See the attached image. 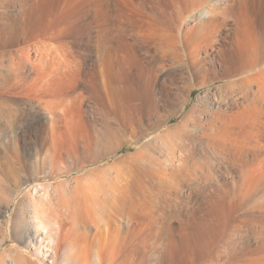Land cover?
I'll return each instance as SVG.
<instances>
[{
  "label": "rangeland",
  "instance_id": "rangeland-1",
  "mask_svg": "<svg viewBox=\"0 0 264 264\" xmlns=\"http://www.w3.org/2000/svg\"><path fill=\"white\" fill-rule=\"evenodd\" d=\"M245 4V11L236 4L235 14L210 25L213 41H203L202 46L211 60L192 77L202 86L189 91L188 78L174 57L176 48L180 51L178 43L174 40L173 55L163 43L169 30L156 24L166 30L159 43L163 30L148 22L153 12L172 15V0H0V209L6 210L0 215V237L6 235L0 253L19 248L26 260L38 264H93V259L94 264H264V220L259 221L264 219V62L251 71L256 77L250 84L226 87L243 74L227 77L218 58L223 49L229 54L237 50L236 19L247 18L254 33H264V0ZM197 28L196 35L203 34L204 29ZM174 30L181 39V30ZM102 44L111 48L109 97L101 106L85 96L67 99L65 94L74 86L85 91L86 72L94 68L100 76L109 68ZM196 53L204 57L199 49ZM73 65L77 67L71 71ZM50 88L57 96H48ZM198 95L204 100L194 115L200 123L194 128L188 124L192 142L181 147L169 131L177 130ZM58 101L62 117L53 115L54 120L50 111ZM138 106H144L142 113H137ZM131 114H139L146 126L138 135L129 123ZM121 125L128 128L121 131L120 141L104 143L122 147L107 154L98 139ZM193 165L202 168L196 175ZM91 173L95 184L90 188L86 176ZM121 174L127 183L129 216L123 235L112 207ZM57 182H65L64 195L65 187H76L74 194L65 195L76 205L80 221L67 257L64 248L55 254L47 228L28 214V203L45 199ZM242 190L254 194L248 205L255 209L245 203L246 192L243 200L237 196ZM222 192L225 196L220 197ZM223 196L228 197L227 209ZM254 215L262 227L248 222H254Z\"/></svg>",
  "mask_w": 264,
  "mask_h": 264
},
{
  "label": "bare ground",
  "instance_id": "bare-ground-1",
  "mask_svg": "<svg viewBox=\"0 0 264 264\" xmlns=\"http://www.w3.org/2000/svg\"><path fill=\"white\" fill-rule=\"evenodd\" d=\"M240 3V4H239ZM246 3V0H242V1H237V0H172V5L171 7L173 6V9L171 8L172 10V15L168 16L165 12H159L158 13H155L153 15L152 13V16H148L147 18L149 19L148 22H152L155 24V26L157 25H160V26H163L164 28H167L169 30V32L167 33L168 35L164 34L165 37L163 36V33H166L164 31L163 28H159L158 26V30L162 32V34H158L157 31H156V36L160 37L157 38L158 40L162 37H164V40H163V43H165L166 45V49L170 48V51L172 52L173 54V51H174V48H175V45H177L174 40L178 43V47H180V51L178 52V48H176V50L174 51V53H176L174 56L175 58H177L179 61H180V66L182 68V70L184 71L183 73L186 74L187 78H188V88H189V91H191V88L193 86L195 87H201L202 85L201 84H198L196 82H193L192 80V77L200 70H202V68H204V65L206 64V62L208 63V59H210V55L207 53V49L204 48L202 46V42L205 41L206 43L208 44H211L213 41L212 39H210L209 37V34L211 33L209 31V28L210 25H213V26H217L215 24L216 22V19L218 18H225V16H229L231 14H235L236 12V4H237V7L238 9L240 8H245L244 5ZM248 4V3H247ZM244 10V9H243ZM245 11V10H244ZM157 12V11H156ZM165 13V14H164ZM242 13V11L240 12ZM245 13V12H243ZM158 14V15H157ZM245 15V14H244ZM237 16V15H236ZM153 17V18H151ZM231 17V16H230ZM242 17V16H241ZM146 18V17H145ZM205 18H207V22L204 20ZM233 19V18H232ZM151 20V21H150ZM205 21V22H204ZM200 22L199 26L195 25L196 23ZM214 22V23H213ZM223 22V21H222ZM225 22V21H224ZM236 22H237V30L235 31L234 33V36H233V42H234V46L237 48L236 51H234V54L233 53H227L224 49L223 51L219 52L218 54V58H219V62H220V65L221 67L223 66V69H224V73L227 77L229 76H232L233 74H240L242 76H239V78L235 81H231V82H228L226 85V87H234L236 86L237 84H239L240 86L241 85H248L250 84L252 81H253V78H255L256 74L255 72L253 74H251L253 70H255V66L257 65H260L261 63H263L264 61V58H263V55H264V50H263V44H264V33L263 34H260V36L256 33H254V30H251V24H250V21L246 18V19H242V18H238L236 19ZM149 23V26L152 25ZM157 24V25H156ZM194 24V25H193ZM253 25V24H252ZM254 26V25H253ZM111 27V26H110ZM196 27H199L201 29H204L203 30V34L200 32V35H196V32H194L195 28ZM145 28V27H144ZM149 27H147V30H148ZM152 28V26H151ZM153 28H154V25H153ZM197 28V29H199ZM216 28V27H215ZM173 29L175 30H181V34H182V37L181 39L178 37V36H175L173 34ZM113 30V29H112ZM152 30V29H151ZM174 30V31H175ZM145 31V30H144ZM149 31V30H148ZM147 31V32H148ZM153 32V31H152ZM171 32V33H170ZM199 33V32H198ZM107 34V33H105ZM149 34V33H148ZM152 34V33H151ZM154 34V33H153ZM107 37V36H106ZM147 37V36H146ZM214 37V36H213ZM105 39V38H104ZM152 39H156V38H152ZM156 39V40H157ZM106 41L108 39H105ZM157 40V42H159ZM165 41V42H164ZM103 42V41H102ZM162 41H160L159 43H161ZM175 45H174V43ZM110 43V42H109ZM214 43V42H213ZM105 44V42H104ZM107 44V43H106ZM146 44V43H145ZM39 45V44H38ZM42 45V44H41ZM161 45L163 44H160V47ZM43 47V46H42ZM102 47H103V44H102ZM47 48V47H46ZM104 48V47H103ZM164 49V45L163 47H161ZM105 52H104V60L105 61H108L109 63V54L111 53L110 52V49L109 46L105 45ZM161 49V50H163ZM196 49H199L204 57H200L199 54L196 53ZM46 50V49H45ZM36 51V50H35ZM166 52H169L170 51L168 50H165ZM73 53V52H72ZM167 53V54H169ZM43 54V53H42ZM174 55V54H173ZM65 56V55H64ZM71 57V56H70ZM52 58V57H51ZM39 59V58H38ZM176 59V60H177ZM14 60V59H13ZM211 60V59H210ZM63 62V61H62ZM67 62V61H66ZM44 63V62H43ZM39 64V63H38ZM76 64V63H74ZM110 64L109 63V68L106 69L104 68V71L102 72V74L99 76V74L101 73H97L96 69H91L89 70L88 72H86L85 74V78H84V82H85V91L84 92H78L77 89L75 88V86L73 87L72 89V93L69 94L67 92V94H65V97L67 99H73L74 98V101H76L80 96L81 97H87V99H91L92 102H94L95 104H98V105H102L104 104V99L105 97H109V94H110V83H111V67H110ZM179 64V63H178ZM71 65V63H70ZM43 67V66H42ZM63 67V66H61ZM76 65H73L71 67V71L72 69L74 68V70H76ZM68 68V67H67ZM60 69V68H59ZM64 69V68H63ZM78 69V68H77ZM40 70V69H39ZM63 72V71H62ZM264 70L261 72L263 73ZM44 73V72H43ZM42 73V74H43ZM66 73V72H65ZM260 73V74H261ZM49 74V73H48ZM51 74V73H50ZM259 73H257L258 75ZM259 74V75H260ZM53 75V74H52ZM60 75V74H59ZM62 75V74H61ZM46 76V74H45ZM48 76V75H47ZM54 76V75H53ZM255 76V77H254ZM59 77V76H58ZM63 77V76H62ZM56 79V78H55ZM71 81V80H70ZM206 81V80H205ZM61 83V82H60ZM60 86V85H59ZM58 86V87H59ZM69 87V86H68ZM224 87V86H223ZM55 89V88H54ZM61 92H62V89L60 88ZM65 90V89H64ZM36 91V90H35ZM71 92V91H70ZM37 93V92H36ZM39 93V92H38ZM49 93V94H48ZM47 94L48 96L52 97V96H57L58 93H56V90H53V88H50L47 90ZM46 94V95H47ZM62 94V93H60ZM52 95V96H51ZM64 96V95H63ZM205 96V95H204ZM213 96V95H212ZM61 97V96H60ZM53 98V97H52ZM62 98V97H61ZM212 98V97H211ZM210 98V99H211ZM56 100L57 99H60V98H55ZM64 100V99H63ZM259 100V99H258ZM52 101V99L50 100ZM187 101V97L184 99L183 101V106L185 105ZM203 100V96L202 95H198V97L195 99V102L190 106V108L188 109L185 117L181 120V123L176 127L177 130H174L175 132H170L172 137H174V139H176V142L178 140V144L183 147V143L185 144V142L187 143V141H190L191 137L189 135H187L188 133L187 132V129L189 128L188 127V124L189 125H192L195 126V125H199L200 121H198L194 115L195 113H197V108L199 107L198 104L201 103ZM49 102V101H48ZM53 102V101H52ZM51 102V103H52ZM57 102V101H56ZM64 102V101H63ZM62 102V104H63ZM264 102V101H263ZM47 103V102H46ZM50 103V104H51ZM67 103V102H66ZM149 104V99H147V102H145V105H148ZM254 103V102H253ZM54 104V103H52ZM57 105L56 106H50V105H47L46 107L50 108L52 107V110L50 111V114L55 115V118H59L61 115H60V112L59 110L61 109L60 107V104L59 101L58 103H56ZM143 104V103H142ZM144 105V104H143ZM203 105V104H202ZM58 106V107H57ZM144 106H138V112H141L142 109H143ZM147 107V106H146ZM152 107V106H151ZM150 107V108H151ZM203 107V106H202ZM47 108V109H48ZM149 108V109H150ZM32 109V108H31ZM148 109V111H149ZM153 110V107L151 108ZM156 110V109H154ZM49 111V110H48ZM62 111V110H61ZM144 111V110H143ZM142 111V112H143ZM151 111V110H150ZM199 111V110H198ZM12 112V111H10ZM9 112V113H10ZM17 111H14L12 112V114L15 115ZM141 112V113H142ZM140 113V115H141ZM154 113V112H153ZM202 113V111H201ZM63 114V112L61 113ZM150 114V113H149ZM139 114L137 115H133L132 117V114H131V117L132 118H129L130 121L129 123L133 124V127L132 129H136V132L137 135L138 133H140V131L142 130V128H145V127H142L141 125V122L140 121V116ZM214 115V114H213ZM216 115V114H215ZM10 116V115H9ZM51 116V115H50ZM13 117V116H12ZM48 117V116H47ZM62 117V116H61ZM157 117V116H156ZM54 118V116H53ZM54 118V120H55ZM159 118V117H158ZM197 120H195V119ZM224 118V117H223ZM59 120V119H58ZM155 120V119H154ZM161 121V119H156L155 121L158 122V121ZM168 120V118L166 119V121ZM215 122V121H214ZM224 123V122H223ZM130 124V127H132ZM152 122H150L148 120L147 122V126L151 125ZM159 124V123H158ZM197 125V126H198ZM223 125V124H222ZM129 127V128H130ZM188 127V128H187ZM191 127V126H190ZM191 127V128H192ZM196 127V126H195ZM211 127V125H210ZM128 128V127H127ZM126 125H121L119 126L118 128H116L115 130H109L107 133H105L104 135H102V137L100 139H98V142L100 144V146H104V149H105V152L107 151V154L108 153H112L114 152V150L118 149V148H121L122 147V143H118V144H112V145H107L104 143V141H112V140H116L119 138V135L121 133L122 130L126 129ZM194 128V127H193ZM109 129H112L111 127ZM131 129V128H130ZM147 130V129H146ZM168 130V129H167ZM194 130H192L193 132ZM134 132V131H133ZM191 132V131H190ZM210 132V131H209ZM134 133V134H135ZM144 133V132H143ZM147 133V132H146ZM132 134V133H131ZM222 134V133H221ZM146 135V134H145ZM170 136V135H169ZM192 136V135H191ZM209 136V134H208ZM165 137H168L165 135ZM213 137V136H212ZM159 138V137H158ZM162 138V137H161ZM163 138H164V135H163ZM194 138V137H193ZM192 138V140H193ZM248 138V137H247ZM170 139V138H168ZM173 138L171 140H174ZM190 139V140H189ZM246 139V138H245ZM244 139V140H245ZM258 139V138H257ZM120 141V139H118ZM117 140V141H118ZM164 140L166 141V139L164 138ZM214 140V139H213ZM216 140V139H215ZM195 141V140H194ZM148 142V141H147ZM151 142V141H150ZM164 142V141H163ZM170 142V140H169ZM192 142V141H190ZM243 142V140H242ZM108 143V142H107ZM114 143V142H113ZM166 143V142H165ZM172 143V141H171ZM169 143V144H171ZM175 143V142H174ZM194 143V142H193ZM252 143V142H251ZM168 144V143H167ZM173 144V143H172ZM175 143V145H178ZM242 144V143H241ZM257 144V142H256ZM263 144V143H262ZM143 145V144H142ZM178 145V147H179ZM192 145V144H191ZM250 145V144H249ZM260 145V144H259ZM264 145V144H263ZM164 146V145H163ZM211 146V145H210ZM222 146V145H221ZM244 146V145H243ZM258 146V144H257ZM108 147V148H107ZM241 147V146H240ZM245 147V146H244ZM249 147V146H248ZM143 146H140V147H137L136 149V154L140 153L141 150H142ZM173 148V147H172ZM180 149V148H179ZM184 149V148H183ZM253 149V148H252ZM88 150V149H87ZM178 150V149H177ZM240 150V149H239ZM255 150V149H254ZM168 151V150H167ZM187 151V150H186ZM214 151V150H213ZM183 152V151H182ZM207 152V151H206ZM237 152V151H236ZM240 152V151H239ZM248 152V151H247ZM251 152V151H250ZM89 154V152H87ZM86 153V154H87ZM144 153V152H143ZM220 153V152H219ZM235 153V152H234ZM185 154V153H184ZM247 154V153H246ZM261 155V154H260ZM137 156V155H136ZM214 156V154H213ZM222 156V155H221ZM243 156V155H242ZM210 157V156H209ZM234 157V156H232ZM231 157V158H232ZM94 158V156H93ZM92 158V159H93ZM136 158V157H135ZM134 158V159H135ZM223 158V157H222ZM225 158V157H224ZM228 158V157H227ZM263 159V158H262ZM226 160V159H225ZM246 160V159H245ZM179 161V160H178ZM248 161V160H247ZM246 161V162H247ZM225 162V161H224ZM241 162V161H240ZM256 162V161H255ZM254 162V163H255ZM74 163V162H72ZM206 163V162H205ZM193 164V163H192ZM199 164V163H198ZM249 164V163H248ZM179 166V165H178ZM181 166V165H180ZM184 166V165H183ZM259 166V164H258ZM258 166H255V167H258ZM207 167V166H206ZM241 167H243L241 165ZM253 167V165L251 166ZM185 168V167H184ZM183 168V169H184ZM194 168V169H193ZM197 168H201L200 166L198 165H193L192 166V170H195V174L196 175V169ZM205 167H203V170L205 171L204 169ZM246 168V166H245ZM182 169V170H183ZM202 169V168H201ZM238 169V168H237ZM249 169V168H246V170ZM252 169V168H251ZM105 171H108V169H105ZM201 171V170H200ZM243 171V170H242ZM122 172V171H121ZM182 172V171H181ZM192 172V171H191ZM240 172V171H239ZM87 173V172H86ZM208 173V172H207ZM248 173V172H247ZM182 174V173H181ZM204 174V173H203ZM231 174V173H230ZM250 174V172L248 173ZM247 174V176H248ZM91 176H86V178H90V182L88 183V187H92L94 186V179L92 178V173L90 174ZM124 175V174H123ZM122 174L121 175H118L119 176V186H118V193H117V196H116V199H115V202L112 203V207L117 209V215L119 216L120 218V222H118L121 226V229H120V233L123 235L124 234V229H125V226L127 225V223L129 222L128 221V212L126 211V208H127V190H126V180H125V177L123 176ZM192 175V174H191ZM214 175V174H213ZM252 175V174H251ZM209 177V175H207ZM206 176V177H207ZM212 176V175H211ZM175 177V176H174ZM249 177V176H248ZM252 177V176H251ZM194 178H197V177H194ZM215 178V177H214ZM247 178V177H245ZM245 180V179H244ZM249 180V179H248ZM254 180V179H253ZM169 181V180H168ZM195 181V180H194ZM241 181V180H240ZM243 181V180H242ZM247 181V180H246ZM191 182V181H190ZM249 182V181H248ZM247 182V183H248ZM63 183L65 182H57L54 186H52V189L53 190L52 192L50 191H46V198L45 199H41L39 198L38 200H32L30 203H28V205L31 207L29 210H28V214L31 215V217L34 219H37L38 221V224L39 225H42L44 228H47V235H49L51 237V240L53 242V249H54V252L55 254L58 256V253H59V250L64 248L65 250L63 251V254L65 257H67L66 255H68V251L69 249H67L68 247L71 248V245L73 246V241H74V237L75 235H77V233H79V227H78V224L80 221H78L77 217H78V212H77V207L76 205L72 204V201L68 198H65L66 196L65 195H68L69 193L73 192V194L76 192V187H65L64 188V191H65V195L63 194V191H62V186H63ZM171 183V182H170ZM194 183V182H193ZM212 183V182H210ZM234 183V182H233ZM232 183V184H233ZM241 184L244 185L243 182H238L237 184ZM192 184V183H191ZM208 184V183H207ZM218 184V183H217ZM249 184V183H248ZM251 184V182H250ZM48 185V184H47ZM188 185V184H187ZM215 185V183L213 184ZM235 185V183H234ZM253 185V184H252ZM193 186V185H192ZM196 186V185H195ZM206 186V185H205ZM240 186V185H239ZM247 186V185H245ZM251 186V185H250ZM253 187V186H252ZM251 187V188H252ZM46 190H47V186L44 187ZM239 187H237L238 189ZM245 188V187H244ZM250 188V189H251ZM241 189V187H240ZM239 189V190H240ZM243 189V188H242ZM246 189V188H245ZM247 189L248 186H247ZM246 189V190H247ZM249 189V190H250ZM207 191V190H206ZM253 191V189H252ZM246 192V191H245ZM245 192L243 193V190L242 192L239 191L237 193V196L238 194L240 195V199H244L245 195H249L248 197L246 198H249V199H246L244 200L245 203L247 204V206H249L248 204H250L248 201H253L251 200L250 198V194L252 195L251 191H247L246 194ZM192 193V192H191ZM225 193V192H224ZM223 192L220 193V197L222 196V194L225 196ZM242 193V194H240ZM245 194V195H244ZM242 195V197H241ZM244 195V196H243ZM254 195V194H253ZM252 195V196H253ZM223 196V197H224ZM237 197V198H238ZM225 198V200H224ZM223 200H224V206H225V202H227L226 198H228L227 196L224 197ZM238 198V199H239ZM239 199V200H240ZM238 200V203H240L241 201ZM89 201V200H88ZM94 201V200H93ZM223 202V201H222ZM229 202V201H228ZM220 203V202H219ZM243 203V202H242ZM240 203V204H242ZM254 203V202H253ZM24 204V201L23 203ZM20 203V205H22ZM90 204V203H89ZM95 204V203H93ZM227 205V204H226ZM252 205V203H251ZM249 206L252 210L255 209L252 205ZM26 206V205H25ZM94 206V205H92ZM222 206V205H221ZM229 206V205H228ZM238 206V209L241 208V206L239 207V204L237 205ZM243 206L244 208L246 207L243 203ZM256 206V205H254ZM29 208V207H27ZM223 208H226L223 207ZM243 208V210H244ZM249 208V212H250V209ZM22 209V208H21ZM93 209V208H92ZM98 209H99V206H98ZM101 209V208H100ZM227 209V208H226ZM242 209V208H241ZM240 209V210H241ZM90 210V209H89ZM95 210V209H94ZM222 210V209H221ZM224 210V209H223ZM230 210V209H228ZM248 210V207L246 208V211ZM251 210V211H252ZM132 211V210H131ZM152 211V210H151ZM239 211V210H238ZM245 211V212H246ZM6 212V210H2L0 209V215H3L4 213ZM65 212H67V216L64 214ZM90 212V211H89ZM134 212V211H133ZM223 212V211H222ZM243 212V211H242ZM248 212V213H249ZM230 213V212H229ZM238 213V212H237ZM240 213V212H239ZM238 213V214H239ZM251 213V212H250ZM249 213V215H250ZM27 214V213H26ZM247 214V212H246ZM29 215V216H30ZM227 215H228V212H227ZM225 215V216H227ZM242 216L245 215V214H241ZM257 215V214H256ZM237 216V215H236ZM241 216V217H242ZM251 216V215H250ZM255 216V215H254ZM245 217H249V216H245ZM261 217V216H260ZM240 217H238L239 219ZM244 218V217H243ZM242 218V219H243ZM250 218V217H249ZM253 218V217H252ZM256 216L253 218L254 222L255 220H258V219H255ZM259 218V217H258ZM238 219H236V221H238ZM241 219V220H242ZM246 219V218H245ZM243 219V221L245 220ZM17 219H15V222L14 224H18ZM240 220V219H239ZM247 220V219H246ZM245 220V221H246ZM261 220H264V219H261L260 218V222ZM85 221V220H84ZM83 221V222H84ZM244 221V222H245ZM248 221V220H247ZM257 221V222H259ZM86 222V221H85ZM114 222V221H113ZM242 222V221H241ZM240 222V223H241ZM250 224H252L253 226L255 225V227H257V222H251V221H248ZM259 222V223H260ZM101 223V222H100ZM116 223V222H115ZM239 223V222H238ZM246 223V222H245ZM258 223V225H259ZM263 223V221H262ZM13 224V222H12ZM11 224V225H12ZM68 224V226L66 227V225ZM91 224V223H90ZM249 224V225H250ZM118 225V224H117ZM239 225V224H238ZM237 225V226H238ZM241 225V224H240ZM246 225V224H245ZM13 226V225H12ZM19 226V225H18ZM82 226V225H81ZM85 226H86V223H85ZM235 226V225H234ZM247 226V225H246ZM253 226H249V227H253ZM260 226H261V223H260ZM94 227V226H93ZM241 227V226H240ZM254 227V228H255ZM262 227V226H261ZM261 227H259L258 229H261ZM78 228V230H77ZM85 229V228H84ZM95 229V228H94ZM237 229V227L235 228V230ZM238 229H239V226H238ZM244 229V228H243ZM257 229V228H256ZM257 229V230H258ZM264 229V227H263ZM234 230V231H235ZM255 230V229H254ZM257 230H255L257 232ZM233 231V230H232ZM247 231V229H246ZM255 231H252V232H255ZM259 231V230H258ZM260 231H263L262 229ZM259 231V233H261ZM238 232V231H237ZM241 233V231H239ZM255 232V233H256ZM264 232V231H263ZM239 233V234H240ZM247 233V232H246ZM87 234V233H86ZM234 234V233H233ZM238 234V233H237ZM250 234V233H249ZM248 234V235H249ZM2 235V234H1ZM246 235V234H245ZM256 236V234H254ZM264 235V234H263ZM228 236V235H227ZM237 236V235H236ZM239 236V235H238ZM260 238H262V234L260 235ZM258 236V233H257V238L259 237ZM254 237V236H253ZM230 241H231V235H230ZM228 238V239H229ZM256 238V239H257ZM233 239V238H232ZM236 239V238H235ZM234 240V239H233ZM239 240V239H238ZM264 240V239H263ZM227 241V240H226ZM228 241V242H230ZM6 242V235L4 233V235L2 237H0V245H3L4 243ZM234 243V242H233ZM76 244V243H75ZM231 245V244H230ZM228 246V245H227ZM234 247V246H233ZM74 249V247H73ZM72 250V248H71ZM25 258H27L23 252V250L19 249V248H15V249H11V250H8V251H5L4 253H0V264H31L32 262L34 264H38V263H35L34 260H26ZM77 258V257H76ZM90 258V257H89ZM88 258V260H89ZM66 259V258H65ZM261 259V258H260ZM264 258H262L261 260H263ZM252 260V259H251ZM255 260V259H254ZM27 261V262H26ZM30 261V262H29ZM243 261V260H242ZM250 261V260H249ZM256 261V260H255ZM264 261V260H263ZM93 264L96 263L93 259ZM59 264H64L62 261H59L58 262ZM212 263V262H211ZM251 263V262H248V264ZM254 263V261H252V264ZM213 264V263H212ZM231 264V263H230ZM243 264V263H242ZM255 264V263H254ZM263 264V263H262Z\"/></svg>",
  "mask_w": 264,
  "mask_h": 264
}]
</instances>
